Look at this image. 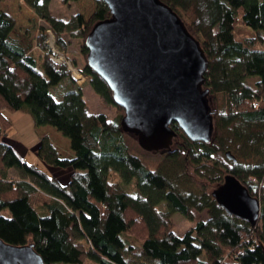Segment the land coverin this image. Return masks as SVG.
Returning a JSON list of instances; mask_svg holds the SVG:
<instances>
[{"label":"trees","instance_id":"1","mask_svg":"<svg viewBox=\"0 0 264 264\" xmlns=\"http://www.w3.org/2000/svg\"><path fill=\"white\" fill-rule=\"evenodd\" d=\"M22 1L45 23L37 37L42 50L50 29L59 49L65 52L75 40L85 58L87 33L110 18L97 1L87 20L75 14L68 21L51 16L50 0ZM159 1L177 14L204 52L202 89L208 91L214 134L209 144L192 142L172 124L173 145L157 153L154 170L126 144L129 135L120 128L124 110L114 104L106 83L87 64L80 69L101 103L116 110L112 121L88 112L82 89L65 67L46 55L38 64L12 43L15 22L0 11V140L11 127L5 113H25L34 127L54 128L74 153L72 160L60 159L46 137L37 146L46 167L72 171L61 185L0 141L3 243L30 246L44 264H264V0ZM63 80L58 102L49 88ZM227 152L236 163L227 160ZM11 169L19 180L9 179ZM227 175L260 203L254 227L228 216L211 197ZM160 201L167 211L157 208ZM4 209L10 218L1 215ZM192 211L205 212L206 218L178 237L171 218L179 214L192 222Z\"/></svg>","mask_w":264,"mask_h":264},{"label":"water","instance_id":"2","mask_svg":"<svg viewBox=\"0 0 264 264\" xmlns=\"http://www.w3.org/2000/svg\"><path fill=\"white\" fill-rule=\"evenodd\" d=\"M110 18L96 23L84 47L86 64L124 110L120 128L148 153L170 150L178 129L192 142L209 144L214 134L208 91V62L182 20L159 0H94ZM227 160L236 159L227 152ZM218 208L254 227L260 203L227 175L211 192ZM0 264H44L30 246L0 241Z\"/></svg>","mask_w":264,"mask_h":264},{"label":"rangeland","instance_id":"3","mask_svg":"<svg viewBox=\"0 0 264 264\" xmlns=\"http://www.w3.org/2000/svg\"><path fill=\"white\" fill-rule=\"evenodd\" d=\"M14 1L15 0H13V2L12 1L11 2H5V3H9L8 6L6 4H3V5L0 4V9H2V11H4V12L10 14V15H8L10 18H11V16L14 18L13 19L15 22L14 38L19 39V40L27 43V46H28L27 55L34 57V59L37 60L38 64L40 63V58H41L40 56H42V55H46L48 57V60L50 61V59H49V55H50L49 47L50 48L53 47L55 49L58 48L55 44V39H54V36H53L51 30L50 29L45 30L47 32L46 33L47 38L44 42L45 48L42 50L39 47V45L37 44V37L40 35V27L41 26L45 27L44 26L45 23L40 21L41 23H38L40 27L38 29L37 37L34 39L35 41L32 43V46H30V39L26 38V36H23V37H25V39H24L21 36L27 31V28L30 26V23L25 24L26 21H31L35 17L33 15V13L31 11H28L27 8H25V6L22 3H19L16 0L15 3L19 4V5L17 4L18 5L17 6V5H15ZM49 3L50 4H49L48 9H49L51 16L56 18V19H60L62 21H68L69 18L75 14L82 15L83 18L85 20H87L89 18V16L91 15V13L95 9L94 0H79L78 2H71L69 4H64L62 2V0H50ZM180 16L185 23H188V18L186 15H184L183 13H180ZM36 31H37V29L33 28V33H31L29 35V37L34 36V32L36 33ZM19 34L21 36H18ZM65 39L67 40L68 38H65ZM68 41H69V39H68ZM69 42L70 43L68 44L65 52L59 48H58V50L63 55L64 59L71 64L72 68L75 71H77L78 73H80V69L83 68L84 64H86V57L84 58L81 55L80 46L77 43V41L71 40ZM51 43H53V44H51ZM71 60L75 61L77 63V66H74L72 64ZM39 72L44 75L42 70H39ZM80 75L82 76V78L83 77L84 78L81 82L78 81V84H77L71 78L70 73H69L70 78L73 80V82L76 84V86H78L79 88L82 89L83 100L86 102L88 112L91 114L105 115L109 121H112L113 119H115L117 117L116 110L114 108H108L105 105H103L101 103V101L99 100V98L95 95V93L89 87L88 78L86 76L82 75V73H80ZM85 77H86V79H85ZM250 80L253 81V80H256V78H251ZM65 87H66V81L63 80L60 83L53 85L49 88L50 94L54 97V99L56 101L59 102L63 99ZM250 87H253L252 83H250ZM11 115H13L12 118H11ZM5 116L9 121H10V119L12 120L13 126L11 125V127L4 132V135L1 138V140L7 138L8 135L10 134L12 137H15L18 141L22 142L25 145L31 146L35 143L36 138L34 137V134H33V127L31 125V118L29 117V115H27L25 113L24 114H22V113H14V114L5 113ZM14 116H18V117H14ZM22 116H25V117L22 118ZM26 118L29 121L26 122ZM173 140H172L171 147H172L173 142H174ZM125 141H126V144L128 145V147L135 153V155L140 157L141 162L145 167H147L149 170L155 169L156 162L159 160V158L161 156L157 153H160V152L150 154L148 152L141 150V148L138 146L135 138H133L130 135L126 136ZM29 151H30V154H28L26 161L29 164L37 163V158L35 157L37 155L36 154L37 148L35 150V153L31 152V150H29ZM42 169L46 170V171L43 170L46 173H52V174L56 173V170L54 168L46 167L45 165L42 167ZM12 170L8 171L7 175L9 177V179L19 180L20 177H19L18 173L15 172V169H12ZM114 180L118 183L121 182V180L119 179V177L117 175L114 176ZM157 208L160 211H167L168 210V206H167L165 201H160L158 203ZM192 214L194 217V221H192V222L186 221L179 214H176L171 218V223L174 226V232L178 237H182L183 234L187 230L194 228L197 221L206 218L205 212L199 214V213L192 211ZM1 215L3 217L10 218L11 213L9 212L8 209H4L1 211Z\"/></svg>","mask_w":264,"mask_h":264},{"label":"crops","instance_id":"4","mask_svg":"<svg viewBox=\"0 0 264 264\" xmlns=\"http://www.w3.org/2000/svg\"><path fill=\"white\" fill-rule=\"evenodd\" d=\"M15 1H14V3H15ZM17 1L19 3H22L25 6V8H27L28 11H31L33 13V15L35 17L31 21H26L25 24L30 23V26L27 28V31L22 36L20 34L18 35V36H21L24 39H25V37H23V36H26V38H29L30 39V46H32V43L35 41L34 39L37 37L38 29L40 27L38 23H41V22L36 17V15L34 14V12L30 8H28L24 4V2L22 0H17ZM1 4L2 5L3 4H6L8 6L9 3H1ZM17 4L18 3H15V5H17ZM48 7H49V5H48ZM0 11L3 12V13H5V14H7V15H10V14L2 11V9H0ZM11 18L14 19L12 16H11ZM33 28L37 29V31H36V33L34 32V36L29 37V35L31 33H33ZM14 35H15V31L13 30L11 32L10 36H9L10 41L12 43H14L15 45H18L19 47H21L22 49H24L27 52L28 51L27 50L28 49L27 43H25L24 41H21L19 39L14 38ZM22 114H24V113H22ZM12 117H13V115H11V118ZM14 117H18V116H14ZM24 117L25 116H22V118H24ZM27 121H29V120H27V118H26V122ZM10 122H11V125H12V120L11 119H10ZM31 125L33 127L34 137L36 138V141L34 143L35 145L34 144L31 145V146L25 145L22 142L18 141L15 137H12L10 134L8 135L7 138L2 139L1 140V143L4 144V145H6V146H8V147H10L15 152V154L23 162H25L27 164H29L26 161V158H27L28 154H30V151L29 150H31V152H34L35 153V150H36V148H37L40 140L42 138H45V137L49 140L50 144L55 149V151L58 154V156H59L60 159H63V160H72L74 158V153L70 149L69 141L67 139L63 138L54 128L49 127V126L36 128V127H34V124H33L32 119H31ZM35 157L37 158V163L38 164L37 163H33V164H29V165H33L36 168H38L39 170L43 171L44 170V169H42V167L44 166L43 163L40 161V159L37 157V155ZM54 169L56 170V173L55 174L44 172L46 170H44L43 172L46 173L48 176L54 177L61 185H66L68 183V180H69V175L72 173V171L70 169H67V170H62V169H57V168H54ZM15 172L18 173L17 170H15ZM18 175H19V173H18Z\"/></svg>","mask_w":264,"mask_h":264},{"label":"built area","instance_id":"5","mask_svg":"<svg viewBox=\"0 0 264 264\" xmlns=\"http://www.w3.org/2000/svg\"><path fill=\"white\" fill-rule=\"evenodd\" d=\"M53 44V43H51ZM49 59L50 61L58 67H65L66 71L68 73H70L71 78L78 84V81L81 82L83 80L82 76L80 75V73H78L77 71H75L71 64L69 62H67L63 55L60 53V51L58 50V48H53V47H49ZM86 79V77H85Z\"/></svg>","mask_w":264,"mask_h":264}]
</instances>
